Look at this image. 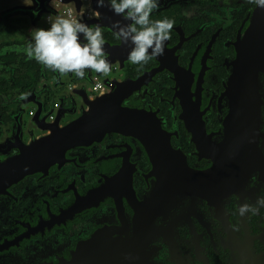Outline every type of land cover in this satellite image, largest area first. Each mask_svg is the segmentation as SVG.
Listing matches in <instances>:
<instances>
[{
    "label": "flooded vegetation",
    "instance_id": "1",
    "mask_svg": "<svg viewBox=\"0 0 264 264\" xmlns=\"http://www.w3.org/2000/svg\"><path fill=\"white\" fill-rule=\"evenodd\" d=\"M256 8L248 0H160L151 19L174 20L171 39L162 56L135 65L132 45L114 27L130 21L108 0L104 7L97 0H0V264H264V208L238 214L246 200L264 196V152L255 162L244 146L224 144L208 100L241 72L240 86H254L264 102V9L257 38L245 34ZM57 15L101 25L104 46L124 44L114 54L105 48L110 73L61 75L17 51ZM172 69L181 87L202 84L209 94L202 101L207 135L197 144L181 119L189 99L174 90ZM103 96L142 112L146 146L118 133L99 139L94 129L63 130ZM154 124L161 139L170 137L178 163L185 158L195 171L196 192H169L154 164L161 157L153 153ZM16 156L25 160L18 166L37 171L10 186L8 160Z\"/></svg>",
    "mask_w": 264,
    "mask_h": 264
},
{
    "label": "water",
    "instance_id": "2",
    "mask_svg": "<svg viewBox=\"0 0 264 264\" xmlns=\"http://www.w3.org/2000/svg\"><path fill=\"white\" fill-rule=\"evenodd\" d=\"M261 11H263V9L259 7L252 11L250 15L251 21H249L251 25L245 33L246 35H252L255 39L260 33L258 26H260L261 23L259 21ZM261 25L264 27L263 23H261ZM108 29L114 31L112 28ZM240 33H242V30H240ZM106 46L104 47L111 54L124 51V44H122V42L115 45L107 44ZM172 70L170 71L174 75L172 77L175 81L174 90L177 91V93L180 92V90H184L189 99L188 103L185 102L183 104L181 119L186 125L190 142L197 144L199 138L207 135L203 128H207L205 116L209 108L207 107V109L202 110V101L206 96L209 97V94L204 93L206 89L202 87V84H200L195 91H192L190 87L185 88L184 85L181 87V81L179 80V78H181L180 73L177 72V70ZM160 71L164 70L161 69ZM238 73L240 75L234 76L232 81L227 82L220 94H214V96H212L214 99H208L209 105L214 107L209 113H216L220 117V121L222 122L220 130L222 136H224L226 140L224 144L244 146L245 149L247 148L246 153L248 155H253L252 159L255 162H259L255 156L259 154L258 151L264 152V132L262 131V111L264 102L261 101L260 95H258L257 90L254 89V86H240L242 84L239 80L241 78V72ZM95 83L96 82H93L92 85ZM193 97H196L198 103L192 101ZM92 106L94 108L88 115L81 116L72 124L66 125L67 127L62 126L65 127L63 130L76 136L77 131L94 129L96 130L95 136L99 139L103 137H112L116 135L115 133H118L126 137H137L141 139L142 145L146 146L145 127L140 124V119L144 118L141 114L142 112L125 107L122 101H112L105 96L99 97ZM226 108L229 109L227 113L224 112ZM70 111L74 112L75 110L72 108ZM50 114H52V112H50ZM195 114H198L199 117ZM36 118L39 119L40 115L38 114ZM153 123H155L154 120ZM52 128L55 130L60 129L59 125H55ZM160 130L161 127L154 124L150 132L153 140V153L161 154V157H159L157 161H154V164H157L156 169L162 172L163 179L166 177L168 178V183L166 184L169 185V192H196L197 184L194 181L195 171L188 165L185 158L183 159V164L178 163L177 158L173 156L175 151L171 145L170 137L168 136L167 139L164 140L161 139L163 132ZM66 135L69 134L65 133L63 137H66ZM12 138L8 139L10 146L14 145ZM56 144H58V142ZM65 144L66 143L62 144L63 148ZM75 144L76 143H73V145ZM64 151L65 150H61L60 152L64 153ZM27 153L28 152H24V154ZM243 160L245 159L242 158L239 161ZM23 161L25 160H23L22 156H16L8 160V163H13L12 166L7 167L8 184L10 186L18 183L26 176L36 173L37 170L34 166H18V164ZM156 188L164 189V184L159 182Z\"/></svg>",
    "mask_w": 264,
    "mask_h": 264
},
{
    "label": "clouds",
    "instance_id": "3",
    "mask_svg": "<svg viewBox=\"0 0 264 264\" xmlns=\"http://www.w3.org/2000/svg\"><path fill=\"white\" fill-rule=\"evenodd\" d=\"M31 6V0H23ZM250 4L264 9V0H248ZM160 0H108L110 9L116 15L130 21L127 24L116 22V36L123 43H130L128 60L135 65H145L155 57L162 56L166 42L171 39L175 21L170 19L152 20V13L159 8ZM98 7L105 6V0H97ZM97 15H99L97 13ZM48 29L37 28L31 31V39L23 49L27 58L34 59L45 68L61 75L74 74L83 79L86 71L102 75L111 72L112 64L105 51L102 26L88 25L82 19H72L57 15L49 18ZM81 34L84 42L81 41ZM22 99L25 97H21ZM264 208V196L256 202L247 200L238 208L243 217L255 215Z\"/></svg>",
    "mask_w": 264,
    "mask_h": 264
},
{
    "label": "rangeland",
    "instance_id": "4",
    "mask_svg": "<svg viewBox=\"0 0 264 264\" xmlns=\"http://www.w3.org/2000/svg\"><path fill=\"white\" fill-rule=\"evenodd\" d=\"M91 92H92V90H91Z\"/></svg>",
    "mask_w": 264,
    "mask_h": 264
}]
</instances>
